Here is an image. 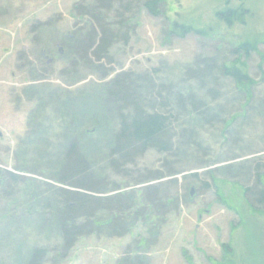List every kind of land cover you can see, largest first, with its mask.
Masks as SVG:
<instances>
[{"label": "rangeland", "instance_id": "rangeland-1", "mask_svg": "<svg viewBox=\"0 0 264 264\" xmlns=\"http://www.w3.org/2000/svg\"><path fill=\"white\" fill-rule=\"evenodd\" d=\"M78 1L0 0V264H27L36 248L46 249L38 264H264V212L244 196L264 163V0H162L159 15L141 11L129 43L114 44L101 62L89 53V23L73 15ZM229 8L245 11L230 26L216 15ZM175 22L206 33L180 37ZM243 41L257 44L242 59L255 83L249 91L218 72L203 82L188 74L208 59L232 65ZM121 75L151 79L156 92L192 93L209 118L184 113L168 153L114 157V167L120 104L112 85ZM73 144L86 180L103 188L97 195L133 191L142 204L152 184L165 212L147 226L125 215L120 236L100 220L116 215L99 208L64 248L57 214L72 189L61 177Z\"/></svg>", "mask_w": 264, "mask_h": 264}, {"label": "trees", "instance_id": "trees-1", "mask_svg": "<svg viewBox=\"0 0 264 264\" xmlns=\"http://www.w3.org/2000/svg\"><path fill=\"white\" fill-rule=\"evenodd\" d=\"M161 6L162 0H79L74 4L73 15L81 22L89 23L86 33L91 50L89 53L94 61L101 62L109 57L110 49L114 44L129 43L141 11L158 16ZM242 14H245V11L237 14L236 10L230 8L216 13L217 16L223 15L228 26L234 20H238ZM173 28L180 37L192 32L199 35L206 33L204 29H197L191 25L177 22L173 24ZM64 37L65 39L71 38L69 34ZM256 51L257 44L248 41L239 42L231 51L235 56L231 62L232 65L226 66L223 63L217 65L213 59H208L202 63H196L188 74L203 82L207 77L213 80L214 73L218 72L219 75L232 80L237 87L243 88V92L249 91L255 83L241 69L244 64L242 59H247L252 52ZM83 54L86 57L88 55L86 50ZM144 82L148 86L145 90L150 87L152 89L150 94L153 96L150 98L144 94V90L141 91V83ZM141 83H137L136 80H132L126 75L118 76L113 80L112 96L120 104L119 129L114 135L111 150V163L117 168L119 167L118 160L122 163L128 162L134 155L142 154L150 148L157 149L161 153H168L171 149V140L181 125L184 113L192 112L197 113L200 117L209 118V109L194 94L174 91L170 88L153 91L154 84L148 78L142 80ZM155 92L156 95H154ZM172 105L175 107L173 110L171 109ZM175 112L177 113L175 114ZM69 155L67 172L62 175L61 183L72 187V189L65 188L63 190L65 196L59 204L60 208L57 214L61 217L64 248H71L76 237L91 228V219L99 208L109 207L107 209L110 210L111 215H116L109 220H105V218H100V220L107 223L104 225L111 229L112 235L120 236L123 235V229L118 231V221L126 217L125 215H132L134 219H139V222L146 225L152 215L165 212L162 209V200L152 184L143 190L145 203L142 204L138 203L133 191L123 195L116 194L113 197L97 195L95 192H102L103 188L99 189L98 183L86 180L85 172L89 167L84 157L79 154L75 144L71 147ZM114 157H117L118 160ZM229 169L231 168L229 167ZM254 173V182L251 186L244 188V196L254 211L264 212V163L256 164ZM193 176L197 177V174H193ZM112 204L116 207H111ZM167 205L170 204L167 202ZM165 210H167L166 207ZM45 253V248L34 249L27 264H38ZM126 263L140 264L138 261L130 263L126 261Z\"/></svg>", "mask_w": 264, "mask_h": 264}]
</instances>
